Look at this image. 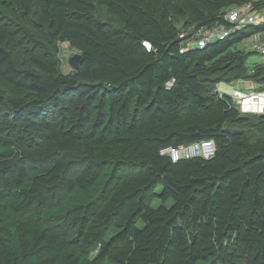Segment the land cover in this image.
<instances>
[{"label":"trees","instance_id":"obj_1","mask_svg":"<svg viewBox=\"0 0 264 264\" xmlns=\"http://www.w3.org/2000/svg\"><path fill=\"white\" fill-rule=\"evenodd\" d=\"M95 1L122 27L98 20ZM247 3L264 8L39 0L36 24L81 53L69 74L48 51L21 66L18 27L0 18V130L13 136L0 146V264H264V138L254 136L264 113L242 114L217 90L241 78L264 84V64L249 70L238 47L264 24L184 53L179 38L227 25L225 13ZM32 9L0 0V14L22 22ZM202 140L215 142L213 157L162 154Z\"/></svg>","mask_w":264,"mask_h":264},{"label":"rangeland","instance_id":"obj_2","mask_svg":"<svg viewBox=\"0 0 264 264\" xmlns=\"http://www.w3.org/2000/svg\"><path fill=\"white\" fill-rule=\"evenodd\" d=\"M33 9L27 22H22L16 12L12 11L9 16H3L0 14V18L12 22L18 27V40L19 46L13 51V56L16 61L25 67L33 66L31 62V55L33 53H44L48 51L51 56L55 57L60 63V70L69 74L75 70L71 65V61L75 59L77 54H80L78 50L72 48L68 42L52 41L48 37V33L45 28L38 26L35 22V15L38 7L39 0H32ZM96 13L95 16L98 20L108 23L111 27H122V24L118 18L109 12L106 6L101 5L98 1H95ZM185 19H188L183 13H173L172 20L180 27L183 25ZM240 49L246 50L250 55L248 57V66L251 70L252 64L262 63L264 64V55L254 53L247 49L246 45L239 43ZM249 72V71H248ZM238 89L248 95L245 99L239 100L237 97H232L242 114L253 116L255 114L264 113V84L250 78H241L232 83L221 82L217 86V90L221 93L230 95L232 89ZM12 119V118H11ZM255 138H264V134L260 132H254ZM13 136L5 130H0V146L6 145L4 140H9ZM57 202L56 197L49 202L51 206ZM153 207L160 204V201L153 199L150 201ZM140 224V222L138 223ZM98 250L94 248L92 256L96 255Z\"/></svg>","mask_w":264,"mask_h":264},{"label":"built area","instance_id":"obj_3","mask_svg":"<svg viewBox=\"0 0 264 264\" xmlns=\"http://www.w3.org/2000/svg\"><path fill=\"white\" fill-rule=\"evenodd\" d=\"M224 17L228 23L227 25L215 24L211 27L203 26L199 28L192 26L182 31L179 34V38L182 40L180 52L184 53L195 48L202 49L211 43L229 37L246 26L264 24V8L255 9L252 3H247L229 9ZM240 43L246 45L250 51L264 55V29L244 38ZM142 45L147 51L153 49L148 40H144ZM173 82L174 80L167 82L166 86L171 87ZM230 96L237 97L239 100L248 97L246 93L236 88L232 89ZM215 153L216 145L213 140H202L180 147H170L162 151V154L170 156L173 162L197 156L208 159L213 157Z\"/></svg>","mask_w":264,"mask_h":264},{"label":"water","instance_id":"obj_4","mask_svg":"<svg viewBox=\"0 0 264 264\" xmlns=\"http://www.w3.org/2000/svg\"><path fill=\"white\" fill-rule=\"evenodd\" d=\"M81 63V53L77 54L75 59L71 61L73 68L78 69Z\"/></svg>","mask_w":264,"mask_h":264}]
</instances>
